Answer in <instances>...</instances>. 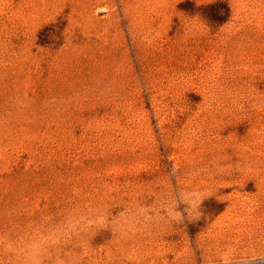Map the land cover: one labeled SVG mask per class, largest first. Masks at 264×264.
Segmentation results:
<instances>
[{
	"label": "rangeland",
	"instance_id": "374dc122",
	"mask_svg": "<svg viewBox=\"0 0 264 264\" xmlns=\"http://www.w3.org/2000/svg\"><path fill=\"white\" fill-rule=\"evenodd\" d=\"M0 264H264V0H0Z\"/></svg>",
	"mask_w": 264,
	"mask_h": 264
}]
</instances>
